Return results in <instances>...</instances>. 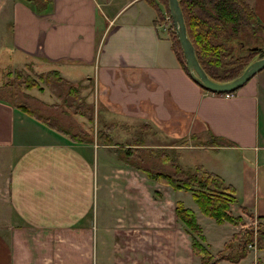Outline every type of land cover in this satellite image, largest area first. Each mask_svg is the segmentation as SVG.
<instances>
[{
  "label": "crops",
  "instance_id": "obj_1",
  "mask_svg": "<svg viewBox=\"0 0 264 264\" xmlns=\"http://www.w3.org/2000/svg\"><path fill=\"white\" fill-rule=\"evenodd\" d=\"M246 2L264 26V0ZM155 17L149 0H0V68L20 70L33 61L35 71L50 72L62 84L88 82L93 90L44 89L39 92L47 99L30 96L52 123L53 112L64 111L59 99L72 98L66 112L76 131L70 137L0 97V264L106 263L97 250L106 236L118 241L137 237L147 223L165 225L163 206L148 197L156 180L146 182L127 166L107 168L104 159L101 174L95 165L98 148L102 158L106 151L119 159L139 153L137 146L117 147L130 144L113 138L121 137L125 123L129 131L150 126L169 139L198 136V151L225 157L223 167L198 166L233 187L236 207L231 204L230 211L254 220L264 215V68L231 95L210 93L180 67ZM93 100L99 106L94 113ZM131 142L147 151L140 139ZM106 185L127 198L117 205L123 217L113 227L97 221L105 211L95 199ZM191 210L201 231V221L214 222ZM225 224L217 230L222 243L235 231L228 224L229 232L221 234ZM112 250L111 264H173L162 249ZM191 262L197 264L184 258Z\"/></svg>",
  "mask_w": 264,
  "mask_h": 264
},
{
  "label": "rangeland",
  "instance_id": "obj_2",
  "mask_svg": "<svg viewBox=\"0 0 264 264\" xmlns=\"http://www.w3.org/2000/svg\"><path fill=\"white\" fill-rule=\"evenodd\" d=\"M162 2L164 3V1ZM158 30L161 36L163 38H166L167 31L164 30L163 28H160ZM254 33H255V30L252 28H249V30H247V33L243 34L242 41L244 45L247 44V45H252L251 47H259V48L264 49V33H261L259 31V32H256L257 33L256 36H253L252 34ZM240 38L241 37H238L237 39L241 40ZM233 39H232V42L234 45H236V43L234 42L235 40ZM33 65H34L33 61H30L29 63H26L20 70L11 69L9 71L11 74L9 75L8 79L6 78L7 76L5 75L8 67L5 65L6 67L0 68V70L3 72V76H2L3 78L2 79L0 78V85L1 84L3 85V87H0V97L12 103V105L14 106L23 105V104L27 105L34 112L41 114L43 111L41 104L36 102L34 98L37 100L38 99L45 100L48 98L47 93L49 91L64 92V90H67L66 88L68 87L64 86V84H62L61 81L57 80L58 81L57 82L53 74L50 72L49 74H47V72L35 71ZM22 81L32 82L35 85L32 86L31 88H26V83ZM63 83H66V82H63ZM70 84H71L70 86H72L73 88L77 90L85 89V92H91V94H93V90L90 87L88 82L87 83L86 82H82V83L81 82H76V83L70 82ZM44 89L47 90L46 94L44 92L42 93L39 92V90H44ZM30 96L34 98L31 99ZM50 99L52 100V98ZM71 99H72L71 97H66L63 94V96L59 99L61 103H59L58 106L64 109V111L56 109L58 110V112L57 111L53 112V115L56 117V120L55 121L53 120L54 124L52 123L50 118L46 120V122L49 125H51L53 128H55L57 131L69 137L71 136L72 132L76 131V129H73L71 127V124H70L71 122H70L69 115H68L69 113L66 112L67 110H69V112L72 111V108H69L67 106L69 102L71 101ZM92 105H93V108H92ZM92 105H91V108H92V112L94 113L95 109L99 106L96 105V103H94V100L92 102ZM107 119H110V118H107ZM41 122L45 123L43 121ZM72 125L73 127H75L74 124ZM127 129H128V125L126 123L123 124L119 128L121 137L120 138L113 137V138L115 139V141L117 140H119L120 142L125 141V142H130V144L129 145L127 144V146L119 145L117 147L119 149L121 148L122 150L127 149L130 151V149L134 150L135 146H137L136 150H139V153L135 156L133 151H130L128 153H132L133 157H131L128 154L129 155L128 157L121 158L120 156V159H119L115 156L110 155L106 151L104 158H102L101 155L103 151L102 149L98 148L97 150L95 149L96 156H97V158L95 159V165L98 167L100 174H101V169L103 166V161L106 160L104 161V163L106 164L107 168L112 167V166H117V167L127 166L129 168H135L139 170L140 175L145 179L146 182L152 183L153 180H156L159 185H156L155 189L152 191L148 190V197L150 198V200L154 201L156 205H159V207L163 206L165 212L160 211L161 216L162 217L168 216V221H165L164 223L165 225H162V222H158L156 220L152 223H147L146 225L139 226L138 229L139 228L141 229L138 230L137 237L124 236L122 237V239L115 241V240H112L110 236H106V240L104 242L98 243L97 245V250L99 251L98 255L106 254V257H105L106 263L100 259L101 264H111V258H112L111 254L113 252L112 249H115L117 251L120 249L125 250V249H132V248H138L140 250H147V249L165 250V252L167 253L166 256H169V257L172 256L173 264H176V261H175L176 255H178L177 264H184L185 257L187 258V260L189 258H192V259L195 258L197 261V264H199L198 263L199 257L195 255L191 250L190 237L184 231V227L182 223L176 218L175 213H174V205L176 201H180L183 204V206L187 208L195 209V212L199 213L198 211L199 208L194 203L191 194L188 191L173 189L169 185L165 184L163 181H158L154 177L147 176L144 170H147L151 174L162 173V174H167V176H171L170 174H173V176L177 178H181L184 176L186 177L189 176L188 174L194 170L193 167L195 165H198L199 163H202L204 167H208V168L223 167L225 166V163L223 161L225 157H222V155H220L219 157H214L212 156L213 153H211V151L207 149L198 151V136H195V137L190 136L191 138L188 137V138L179 140V139L165 138L163 135L158 133L156 130H153L152 127L150 126L139 128L136 125L130 129L132 134H130V131ZM95 134L96 133L93 132L92 130V137H94ZM136 138L140 139L143 145L147 147L146 148L147 151L145 153L143 152V149H140L142 148L141 143H139L138 145H134V142H131L133 139H136ZM114 149L116 148H113V150ZM108 150L110 151V149ZM217 159L219 160L218 162H217ZM231 159L234 160L235 159L234 156H231ZM198 172L199 171L197 170L195 172L196 173L195 175L198 176ZM102 181L103 179L100 180V178H98V182H99L98 184L103 185ZM118 190H121V189H118V188L111 189L108 185L104 186V188L101 186V188L99 189L100 197L95 199L98 206H101L102 210L105 211V215L103 213L102 215H98V218H97V221L100 222L104 226L113 227L116 225L117 218L123 217L122 210L117 205L127 202V198L124 192L117 193ZM234 205L236 207V204ZM238 210L240 213H242L241 212L242 209L238 208ZM230 212L232 213V215L236 216V214H234L232 211ZM204 216L208 217L206 215ZM240 217H241V221L236 222L234 224L224 221V222H227L228 224H231V226L233 225L234 226L233 228L235 231L230 233V235L228 236V239H226L223 243H222V240H219V237H218L217 230H220V228H222V227H219L218 225L219 223H216L214 221L211 224L206 219L204 221H201V225L203 227V231L201 232L205 236L204 241L206 243H210V246L208 245L209 246L208 248L211 252H214L212 254L214 257V259H212L214 264H219L220 261L222 262L223 260L227 261L223 259L220 255H224V256L225 254L229 255L231 245L235 244L239 239L245 236V229L250 228V227L255 228L259 224L261 226H264L263 221L254 220L252 217L246 214L242 216L240 215ZM228 224H225L223 226L222 231H220L221 234L225 232L227 233L229 232ZM168 230L170 231L169 237L163 234V232L168 231ZM256 232L259 233V231L256 230L254 234H252L253 242L251 241L252 242L251 244L248 243L246 247L247 248L246 255L242 258L243 260L240 259L241 261L239 260L237 264H260V263L264 264V245L262 248L256 247L257 245V241L255 237ZM148 235H149V238H147ZM166 240H169V241H166ZM228 263L232 264V262H229V261ZM191 264L193 263L191 262Z\"/></svg>",
  "mask_w": 264,
  "mask_h": 264
},
{
  "label": "trees",
  "instance_id": "obj_3",
  "mask_svg": "<svg viewBox=\"0 0 264 264\" xmlns=\"http://www.w3.org/2000/svg\"><path fill=\"white\" fill-rule=\"evenodd\" d=\"M149 1L155 9V23L159 25L164 21L165 14L170 15L167 0ZM177 2L182 13L186 36L194 49L195 58L211 80L219 83L230 81L239 75L251 61L264 55L262 48L257 47L256 50H252L250 49L252 45H244L242 41L243 34H246L249 28L255 30L253 36H256V32L259 31L264 33V26L258 24L246 0H177ZM165 23L167 24L166 38L170 42L180 67L189 76L171 17ZM238 37H241V40H238ZM232 39L235 40L236 45L233 44ZM10 74V72H6L7 79ZM22 82L26 83V88L35 85L32 82ZM63 84L69 89H75L67 83ZM235 91L214 94L231 95ZM14 107L27 112L37 121L47 123L46 120L48 119L45 116L34 112L27 105ZM193 168L194 170L188 174L189 176L181 178H177L173 174L167 176V174L162 173L151 174L147 170L144 172L147 176L163 181L173 189L188 191L199 211L203 215L213 218L216 223L220 224L227 221L234 224L241 221L240 215H232L229 208L231 204L236 203L233 187L225 184L219 175L208 172L201 166L195 165ZM197 170L199 171L198 176L195 175ZM241 209L243 213H247L244 208ZM174 213L190 237V247L192 252L199 257V264H214L212 260L214 257L204 244V237L196 222L194 212L183 206L180 201H176ZM257 220L264 223V215L257 216ZM256 230L259 231L255 235L256 247L262 248L264 245V226L259 224L255 228L245 229V236L231 245L229 255L220 256L229 262L237 263L246 255V247L248 243L253 242L252 234Z\"/></svg>",
  "mask_w": 264,
  "mask_h": 264
},
{
  "label": "water",
  "instance_id": "obj_4",
  "mask_svg": "<svg viewBox=\"0 0 264 264\" xmlns=\"http://www.w3.org/2000/svg\"><path fill=\"white\" fill-rule=\"evenodd\" d=\"M168 11L171 16L172 26L175 31L185 66L190 78L203 89L212 93H227L241 87L257 71L264 68V55L251 61L242 72L227 82L211 80L197 62L194 49L186 36L182 13L177 0H167ZM255 50V48H251Z\"/></svg>",
  "mask_w": 264,
  "mask_h": 264
},
{
  "label": "bare ground",
  "instance_id": "obj_5",
  "mask_svg": "<svg viewBox=\"0 0 264 264\" xmlns=\"http://www.w3.org/2000/svg\"><path fill=\"white\" fill-rule=\"evenodd\" d=\"M165 16H168V19L165 20V18H164V21H163L161 24H159V27H160V28H163L164 30L167 31V24H166L165 22L168 21V20L170 19L171 16H170V15H167V14H165L164 17H165ZM251 48H255V50L257 49V47H250V49H251ZM263 50H264V49H263ZM257 72H258V71H257ZM251 77H252V76H251ZM239 88H240V87H239ZM236 90H237V89H236ZM226 95H229V94H226Z\"/></svg>",
  "mask_w": 264,
  "mask_h": 264
},
{
  "label": "built area",
  "instance_id": "obj_6",
  "mask_svg": "<svg viewBox=\"0 0 264 264\" xmlns=\"http://www.w3.org/2000/svg\"><path fill=\"white\" fill-rule=\"evenodd\" d=\"M164 18H165V20H167L168 19V16H165Z\"/></svg>",
  "mask_w": 264,
  "mask_h": 264
}]
</instances>
